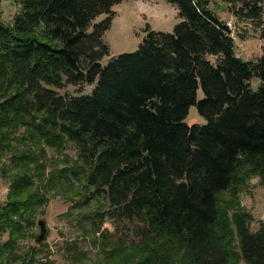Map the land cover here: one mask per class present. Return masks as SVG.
Instances as JSON below:
<instances>
[{"label":"trees","instance_id":"16d2710c","mask_svg":"<svg viewBox=\"0 0 264 264\" xmlns=\"http://www.w3.org/2000/svg\"><path fill=\"white\" fill-rule=\"evenodd\" d=\"M12 1L19 13L0 20V158L15 153L0 264H16L58 188L75 208L96 206L84 214L102 252L93 264H264V224L251 231L239 200L251 177L264 183V50L238 58L210 0H164L178 11L173 31L147 29L135 52L103 65L112 9L128 0ZM263 1L221 0L256 27ZM82 86L93 89L60 93ZM192 107L205 124L185 122Z\"/></svg>","mask_w":264,"mask_h":264},{"label":"rangeland","instance_id":"374dc122","mask_svg":"<svg viewBox=\"0 0 264 264\" xmlns=\"http://www.w3.org/2000/svg\"><path fill=\"white\" fill-rule=\"evenodd\" d=\"M209 2L210 8L231 30V36L235 43V55L244 61L258 60L264 50V23L262 26L256 27L250 22H240L226 10V6L221 0H210ZM19 10V6L12 0H0V20L5 24L11 23ZM112 12L111 27L104 36V40L110 48V55L102 61L103 65L122 53L135 52L144 39L147 29L171 33L179 23L177 9L164 0H128L115 6ZM105 18L106 15L98 17L94 24ZM251 84L254 89L258 87L257 80H253ZM92 89L93 86L66 87L60 93L88 94ZM201 98L202 92L199 91L198 99ZM185 122L188 125H203L206 121L200 117L196 107H192ZM13 154L15 153H5L0 158V207L5 204L11 184ZM65 154L75 159L76 149L69 145ZM58 157V159H63V156ZM55 158L57 156L52 151H47V158L42 160L47 166H50L55 162ZM47 196L48 204L41 206L35 215L36 225L39 220H45L48 228L47 239L38 245L36 239L39 235V228L37 226L28 228L26 237L18 244L17 256L19 259L16 260V264H21L23 258L32 254L33 249L36 250L33 254L34 264H93L97 258H100L102 252L100 245L91 233L92 227L88 220L84 219V214L87 216L93 214L92 212L96 208L94 203L88 208H75L79 198H74L69 191L60 188L52 195ZM239 200L241 207L253 216L251 231L257 232L264 224V183L260 177L250 178L239 193ZM105 230L112 234V225L105 223L101 231L104 233ZM121 235L125 234L121 233ZM6 239L7 235L0 237V244Z\"/></svg>","mask_w":264,"mask_h":264},{"label":"water","instance_id":"95a60500","mask_svg":"<svg viewBox=\"0 0 264 264\" xmlns=\"http://www.w3.org/2000/svg\"><path fill=\"white\" fill-rule=\"evenodd\" d=\"M37 227L39 228V235L36 241L38 245H41L47 239V233H48V228L45 220H39L37 222Z\"/></svg>","mask_w":264,"mask_h":264}]
</instances>
